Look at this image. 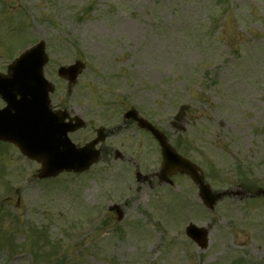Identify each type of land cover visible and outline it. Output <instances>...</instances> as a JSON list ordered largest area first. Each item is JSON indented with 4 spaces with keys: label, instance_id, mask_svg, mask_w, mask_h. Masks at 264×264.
<instances>
[{
    "label": "rangeland",
    "instance_id": "obj_1",
    "mask_svg": "<svg viewBox=\"0 0 264 264\" xmlns=\"http://www.w3.org/2000/svg\"><path fill=\"white\" fill-rule=\"evenodd\" d=\"M210 3L0 0V10L26 15L28 33L45 39L55 63H85L71 105L88 129L72 141L117 128L89 171L47 183L31 178L36 164L0 146V264H59V254L62 264H264V198L238 186L247 179L246 189H264V0H230L217 44L206 26ZM17 34L3 36L8 48L28 39ZM182 105L178 131L172 122ZM130 107L200 167L212 190L238 195L210 212L185 176L172 187L156 177L137 183L135 168L150 175L161 158L148 133L123 121ZM115 150L123 159L114 160ZM113 204L121 221L108 211ZM189 222L208 227L206 250L186 237ZM39 232L60 244L55 258L36 257Z\"/></svg>",
    "mask_w": 264,
    "mask_h": 264
},
{
    "label": "water",
    "instance_id": "obj_2",
    "mask_svg": "<svg viewBox=\"0 0 264 264\" xmlns=\"http://www.w3.org/2000/svg\"><path fill=\"white\" fill-rule=\"evenodd\" d=\"M79 69H81V65L77 64L74 70L72 69L70 72L62 70L61 73L64 75L70 74L71 81ZM45 88L47 90L48 85ZM44 102V106L38 109H30L28 112V124L25 121L23 127L29 134H21L13 128L8 131L0 130V140L15 144L23 154L40 162L42 166L39 174L40 178L52 177L62 171L80 172L87 169L96 161L97 153L92 150V147L103 140L102 131H99L98 138L86 147L77 148L71 144L67 134L82 125L80 123L77 125L64 124L66 114L57 112L52 115L48 110L47 100ZM140 124L144 125L143 123ZM158 137L163 143V163L158 175L160 181H168V177L177 171L188 174L198 184L203 202L212 208L216 198L221 195H212L195 166L179 157L162 136ZM187 234L197 241L201 247L206 245V230L190 226L187 229Z\"/></svg>",
    "mask_w": 264,
    "mask_h": 264
},
{
    "label": "flooded vegetation",
    "instance_id": "obj_3",
    "mask_svg": "<svg viewBox=\"0 0 264 264\" xmlns=\"http://www.w3.org/2000/svg\"><path fill=\"white\" fill-rule=\"evenodd\" d=\"M2 21V20H0ZM2 38V35L0 34V40ZM7 50L5 47H2L0 45V86H2V83L4 82V78L7 76L9 66L12 63V59L8 58L6 56ZM19 97H16L14 100L17 101ZM6 106L2 96H0V109L4 108Z\"/></svg>",
    "mask_w": 264,
    "mask_h": 264
}]
</instances>
